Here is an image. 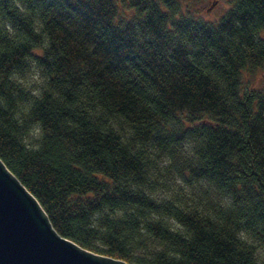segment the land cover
Returning a JSON list of instances; mask_svg holds the SVG:
<instances>
[{
	"label": "clouds",
	"instance_id": "9594fccd",
	"mask_svg": "<svg viewBox=\"0 0 264 264\" xmlns=\"http://www.w3.org/2000/svg\"><path fill=\"white\" fill-rule=\"evenodd\" d=\"M116 4L117 22L121 16L130 18L132 13H138L124 0H116ZM161 6L173 12L163 0ZM184 6L174 15L178 16ZM231 6L225 3L221 8ZM18 18L29 23L30 31L18 26ZM48 19L39 10L28 7L26 0H8L0 5V108L4 109L0 113V156L33 185L52 219L66 234L90 246L120 248L129 264H165V250L155 247V236L149 228L158 226L164 235L167 225L148 222L165 216L184 218L187 188L195 190L199 184L189 164L195 166L200 161L198 149L206 138L189 137L178 142L176 137L184 125L165 117L149 97L170 96V106L186 117L190 109L185 107L181 111L180 101L185 94L192 102L202 98L203 86H197L202 74L211 81L208 87L218 85L217 95L233 106L235 120L229 126L239 128L245 140H251L247 151L234 153L231 159L239 162L244 156L253 163L264 159V132L253 136L251 131L264 97V22L250 23L233 38L236 75L232 80H239L234 89L230 86L232 81L216 69L198 65L201 73L197 81L162 79L166 91L161 93L151 80H145L143 91L135 89L129 93L122 87L121 77L107 73L104 78L97 76L103 67L95 64L97 58L87 59V53L75 42L65 44L66 34L59 28L53 30ZM17 50L23 51V55L19 56ZM42 57L59 63L50 67L41 62ZM60 57L67 59L60 61ZM15 59L21 63L14 64ZM9 65H13L11 70ZM228 66L232 68L231 64ZM53 78L55 84L51 82ZM95 81H100L99 86ZM234 90L239 98L246 94L253 97L248 102L247 117L237 103L238 97L232 95ZM49 93L58 104L54 113L45 107ZM125 104L128 107L121 111ZM45 120L48 125H44ZM85 125L99 137L89 145L80 142ZM157 132L172 139L155 140ZM9 141L14 142L11 147L6 146ZM91 149L97 153L93 155ZM256 152L260 155L256 156ZM130 161L137 167H126ZM182 174L192 182L186 185ZM105 181L107 186L101 183ZM117 185L121 191H130L141 199H106L105 193L121 195ZM199 193L207 215L217 221L221 239L233 246L224 262L264 264V227L260 226L264 222L249 226V210H242L233 202L231 193L213 187L211 182L199 185ZM167 259L183 257L178 248H173L167 251Z\"/></svg>",
	"mask_w": 264,
	"mask_h": 264
},
{
	"label": "trees",
	"instance_id": "16d2710c",
	"mask_svg": "<svg viewBox=\"0 0 264 264\" xmlns=\"http://www.w3.org/2000/svg\"><path fill=\"white\" fill-rule=\"evenodd\" d=\"M7 2L8 0H0V5ZM124 2L130 8H137L138 13H132L130 18L121 16L117 22L114 20L118 7L116 0H26L28 7L48 16L49 26L53 30L56 28L63 30L66 34L65 44L75 42L87 53V59L97 58L95 64L103 66L97 76L104 78L107 73L112 77H121L122 87L127 88L129 93L135 89L143 91L145 80H151L159 87L161 93L166 91L161 85L162 79L188 78L189 81H197V75L201 73L198 65L216 69L226 79L232 81L230 86L234 89L239 80L238 78L232 80L236 75V64L232 54L235 46L233 38L250 23L264 22V0H232V6L216 21L183 10L178 16L174 15V12L181 8L180 0H163L173 12L166 11L161 6V0ZM17 24L22 29L30 31L29 23L25 19L18 18ZM251 39L249 36V42ZM17 52L19 56L23 55V51ZM40 59L50 67L53 63H59L46 57ZM66 59L60 57V61ZM20 63L19 59L14 60L16 65ZM230 64L232 68H229ZM12 67L13 65H9V70ZM137 73L140 75L137 76ZM51 82L55 84L56 79L53 78ZM94 83L99 86L100 81ZM210 83L207 77L200 74L197 86H203L202 98L192 102L185 94L181 99L180 110L183 111L185 107L190 109L186 117L178 114L175 106H170L168 102L171 100L170 96L163 99L155 95L149 97L165 117L175 119L184 125L183 131L176 137L178 142L189 137L206 138L198 149L201 153L200 161L196 162L195 166L189 164L199 184L195 190L192 187L187 188L189 195L184 201L186 204L184 218L165 216L161 220L148 222L153 225H167V234L164 235L159 232L158 226L149 228L155 236V247L165 250L163 253L165 264H226L223 258H227V253L233 251L232 244L221 239L216 227L217 221L207 215V209L198 199L199 185L211 182L213 187L231 193L234 203L240 205L242 210L244 208L249 210L250 217L247 221L249 226L264 222V159H256L254 163L249 162L244 156L240 157L239 162L231 159L234 153L247 151L251 140L246 141L239 128L229 126L235 120L233 106L222 96L217 95L219 86L213 85L209 88ZM192 95L195 97V94ZM232 95L238 97L237 103L244 109L243 115L247 117L250 112L248 102L252 100V95L246 94L245 98H239V93L235 90ZM45 107L51 113L56 111L58 104L52 93L47 95ZM127 107L126 104L122 105L120 110L123 111ZM3 112L4 109L0 108V113ZM48 123L47 120L44 121V125ZM251 131L253 136L258 132H264V97L261 99L260 111L251 125ZM98 139L99 137L85 125L83 139L80 142L89 145ZM154 139L164 142L170 141L172 137L157 132ZM13 143L9 141L6 146L11 147ZM91 152L95 155L97 150L91 149ZM255 155L259 156L260 152H256ZM0 161L35 197L46 212L52 227L59 234L84 249L123 259L129 263L128 257L120 248L90 246L62 231L52 219L45 201L38 191L34 190L33 185L3 156H0ZM126 167L134 168L137 165L130 161ZM182 178L186 185L192 182L186 175L182 174ZM97 179L99 180V177ZM101 183L107 186L106 181ZM116 188L117 191H121L119 185ZM105 198L117 201L141 199L130 191H121L120 196H117L116 192L105 193ZM260 226L264 227V224ZM173 248L179 249L183 259H167V251ZM229 264L233 262L230 260Z\"/></svg>",
	"mask_w": 264,
	"mask_h": 264
},
{
	"label": "water",
	"instance_id": "95a60500",
	"mask_svg": "<svg viewBox=\"0 0 264 264\" xmlns=\"http://www.w3.org/2000/svg\"><path fill=\"white\" fill-rule=\"evenodd\" d=\"M46 217L0 161V264H129L82 248L59 234Z\"/></svg>",
	"mask_w": 264,
	"mask_h": 264
},
{
	"label": "rangeland",
	"instance_id": "374dc122",
	"mask_svg": "<svg viewBox=\"0 0 264 264\" xmlns=\"http://www.w3.org/2000/svg\"><path fill=\"white\" fill-rule=\"evenodd\" d=\"M180 1H181V5L182 4L185 5L183 11L189 12L195 16H200L203 17L204 19L211 21L218 20L227 11V9L230 8V7L221 8L222 4L229 3L232 5V0H187L186 3L185 0H180ZM193 4H198L200 7L193 8L192 7Z\"/></svg>",
	"mask_w": 264,
	"mask_h": 264
}]
</instances>
